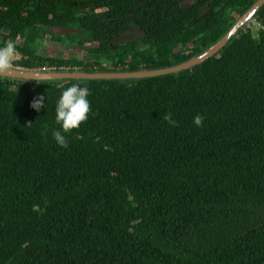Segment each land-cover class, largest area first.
<instances>
[{"label":"trees","instance_id":"16d2710c","mask_svg":"<svg viewBox=\"0 0 264 264\" xmlns=\"http://www.w3.org/2000/svg\"><path fill=\"white\" fill-rule=\"evenodd\" d=\"M256 1L0 0V46L14 41L27 70L168 68ZM254 21L178 75L0 79V264H264V7ZM46 40L88 54L42 55ZM74 83L91 111L63 149L55 104Z\"/></svg>","mask_w":264,"mask_h":264},{"label":"water","instance_id":"95a60500","mask_svg":"<svg viewBox=\"0 0 264 264\" xmlns=\"http://www.w3.org/2000/svg\"><path fill=\"white\" fill-rule=\"evenodd\" d=\"M263 7L264 0H257L246 13H244L239 19H237L230 30L219 41L203 51L200 55L192 57L188 61L176 66L155 70H140L134 72L93 73L69 70H27L12 68L0 72V79L24 83H40L62 81H129L155 79L170 75H178L182 72L190 71L217 56L229 44V42L238 35L241 30L247 27L248 24L255 19L256 15Z\"/></svg>","mask_w":264,"mask_h":264},{"label":"clouds","instance_id":"9594fccd","mask_svg":"<svg viewBox=\"0 0 264 264\" xmlns=\"http://www.w3.org/2000/svg\"><path fill=\"white\" fill-rule=\"evenodd\" d=\"M20 55L17 45L14 41L9 40L0 46V72L12 69L16 65L15 59ZM90 95L87 87H81L80 84L74 83L70 86L63 87L55 104V123L59 125L58 130L52 131V138L55 143L63 149L68 148L66 134L72 130L78 129L87 121L91 111V104L88 99ZM46 97L41 95L33 99L30 108L39 112L45 109ZM162 119L171 127L176 126V121L171 113H165ZM204 117L197 114L193 117V125L197 128L202 127Z\"/></svg>","mask_w":264,"mask_h":264},{"label":"rangeland","instance_id":"374dc122","mask_svg":"<svg viewBox=\"0 0 264 264\" xmlns=\"http://www.w3.org/2000/svg\"><path fill=\"white\" fill-rule=\"evenodd\" d=\"M39 52L42 55H48V56L53 57V58L54 57L55 58H68L71 55L74 57L83 58L84 56L85 57L87 56L88 49L87 48H85V50L84 49H76V50L72 49V50H69L67 52V51L58 49L54 42H52L50 40H46V42L40 48Z\"/></svg>","mask_w":264,"mask_h":264},{"label":"built area","instance_id":"2783aa9c","mask_svg":"<svg viewBox=\"0 0 264 264\" xmlns=\"http://www.w3.org/2000/svg\"><path fill=\"white\" fill-rule=\"evenodd\" d=\"M253 26H258L257 25V23L253 20V21H251L249 24H248V28H252ZM258 28H261L260 26H258ZM21 60V56L19 55L16 59H15V61H14V64L16 65L15 67H13V68H18V69H24V68H22V67H20V66H18V62ZM46 70H48V69H46ZM49 70H55V69H49ZM65 70H69V69H64V68H62V69H60V71H65ZM76 70V69H75Z\"/></svg>","mask_w":264,"mask_h":264}]
</instances>
